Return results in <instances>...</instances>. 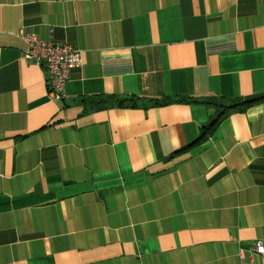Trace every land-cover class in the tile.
<instances>
[{
    "label": "crops",
    "instance_id": "0c3cea01",
    "mask_svg": "<svg viewBox=\"0 0 264 264\" xmlns=\"http://www.w3.org/2000/svg\"><path fill=\"white\" fill-rule=\"evenodd\" d=\"M31 34L82 54L62 98L23 59ZM211 96L264 98V0H0V264H243L264 101L191 148L208 110L147 103Z\"/></svg>",
    "mask_w": 264,
    "mask_h": 264
},
{
    "label": "trees",
    "instance_id": "16d2710c",
    "mask_svg": "<svg viewBox=\"0 0 264 264\" xmlns=\"http://www.w3.org/2000/svg\"><path fill=\"white\" fill-rule=\"evenodd\" d=\"M86 110L99 112L115 108L132 109L138 106L141 99L131 95L120 97L118 95L94 94L81 98ZM264 101V98L253 100H228L220 96H211L205 99L197 97L167 98L162 101H148L152 106H168L171 104L201 105L208 110V121L200 128L197 139L188 148L195 147L212 137L220 127V124L233 114H244L250 108ZM87 112V111H86Z\"/></svg>",
    "mask_w": 264,
    "mask_h": 264
},
{
    "label": "built area",
    "instance_id": "2783aa9c",
    "mask_svg": "<svg viewBox=\"0 0 264 264\" xmlns=\"http://www.w3.org/2000/svg\"><path fill=\"white\" fill-rule=\"evenodd\" d=\"M28 49L23 59L45 70V82L53 98H62L70 78V72L84 65L82 54L66 43L44 42L35 35H24ZM248 260L240 254L243 264H264V242H256ZM257 257L261 260L258 262Z\"/></svg>",
    "mask_w": 264,
    "mask_h": 264
}]
</instances>
